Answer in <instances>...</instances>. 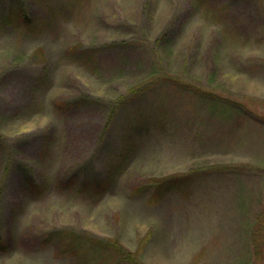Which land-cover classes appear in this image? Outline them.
Here are the masks:
<instances>
[{"label":"rangeland","instance_id":"rangeland-1","mask_svg":"<svg viewBox=\"0 0 264 264\" xmlns=\"http://www.w3.org/2000/svg\"><path fill=\"white\" fill-rule=\"evenodd\" d=\"M0 238V264H264V0H0Z\"/></svg>","mask_w":264,"mask_h":264},{"label":"trees","instance_id":"trees-1","mask_svg":"<svg viewBox=\"0 0 264 264\" xmlns=\"http://www.w3.org/2000/svg\"><path fill=\"white\" fill-rule=\"evenodd\" d=\"M26 14H24V16H25ZM10 16V14H8V16L7 17H9ZM6 17V18H7ZM5 21H6V23H10L11 22V20L9 19V20H7V19H5ZM65 104L67 103V102H64ZM67 105H68V107L71 105L70 103H67ZM60 106H62V105H60ZM175 180H177L176 178L173 180V181H175ZM30 182H31V184L32 185H29L30 186V189L29 190H34V189H39V188H42V184H40L39 182L36 184V181H35V179H33L32 177L30 178ZM39 187V188H38ZM4 242H3V239H1L0 238V246H3L4 244H3Z\"/></svg>","mask_w":264,"mask_h":264}]
</instances>
